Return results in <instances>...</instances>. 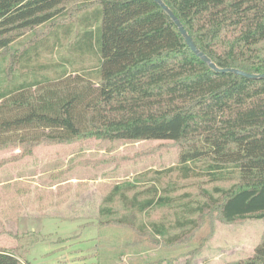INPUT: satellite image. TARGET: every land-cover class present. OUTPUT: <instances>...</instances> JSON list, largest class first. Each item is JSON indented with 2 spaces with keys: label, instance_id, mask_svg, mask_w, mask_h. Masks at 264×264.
<instances>
[{
  "label": "trees",
  "instance_id": "obj_1",
  "mask_svg": "<svg viewBox=\"0 0 264 264\" xmlns=\"http://www.w3.org/2000/svg\"><path fill=\"white\" fill-rule=\"evenodd\" d=\"M69 1L0 0V52L25 32L53 23ZM162 1L217 67L264 74V0ZM93 2L80 20L85 30L71 46L81 63L96 61L93 71L55 78L19 74L0 84V151L32 155L40 145L80 138L177 142L184 179L194 175L192 163L206 164L212 181L238 175L236 185L220 191L225 223L264 220V78L213 70L154 0ZM30 50L17 54L16 65L31 67ZM38 67L33 70H43ZM139 195L123 193L121 200L139 213L166 202ZM135 219L117 222L148 228ZM189 225L197 230L196 220L180 227ZM183 238L175 235L170 244ZM253 259L264 264V237ZM0 264L24 263L16 251L0 250Z\"/></svg>",
  "mask_w": 264,
  "mask_h": 264
},
{
  "label": "rangeland",
  "instance_id": "obj_2",
  "mask_svg": "<svg viewBox=\"0 0 264 264\" xmlns=\"http://www.w3.org/2000/svg\"><path fill=\"white\" fill-rule=\"evenodd\" d=\"M94 4L66 2L53 23L25 32L1 51L0 84L11 76L18 80L19 74L34 78L35 72L42 78L74 70L91 73L96 61L81 63L71 46L85 30L82 15ZM26 50L32 51L29 68L15 62ZM39 65L43 70L34 71ZM180 150L179 143L167 140L80 138L40 145L32 155L21 149L0 151V244L16 251L24 264H261L253 251L264 237V220L227 224L218 208L224 198L220 191L236 185L238 175L212 181L206 164L192 163L194 175L184 179ZM26 182L37 200L19 226L25 217L17 215L14 196L28 193ZM123 193L166 202L139 213L124 206ZM107 208L112 213L102 211ZM125 218L148 228L141 232L117 222ZM188 220L197 221V230L180 227ZM152 223L164 233L154 232ZM178 234L182 241L170 244Z\"/></svg>",
  "mask_w": 264,
  "mask_h": 264
},
{
  "label": "water",
  "instance_id": "obj_3",
  "mask_svg": "<svg viewBox=\"0 0 264 264\" xmlns=\"http://www.w3.org/2000/svg\"><path fill=\"white\" fill-rule=\"evenodd\" d=\"M154 1L156 3H158L163 8L164 11H166L168 13V15L174 21L176 26L179 28V31L181 32V34L184 36V38H185L188 46L191 48V50L196 55H198L205 63H208L213 70H215L218 73H233V74H237V75L249 78V79H262V78H264V74H252V73L244 72L242 70L235 69V68H219V67H217V65L214 62H212V60L204 52H202L198 48V46L194 42L192 36L189 35V33L183 27L181 21L177 18V16L174 14V12L162 0H154Z\"/></svg>",
  "mask_w": 264,
  "mask_h": 264
},
{
  "label": "crops",
  "instance_id": "obj_4",
  "mask_svg": "<svg viewBox=\"0 0 264 264\" xmlns=\"http://www.w3.org/2000/svg\"><path fill=\"white\" fill-rule=\"evenodd\" d=\"M29 184L32 185L31 183L24 184L27 187L26 188L27 190H28V185ZM33 185H36V184H33ZM44 186H45L44 188H46V189L48 187V189L54 190V185H52V184H49V185L48 184H44ZM32 193H33L32 190L31 191L28 190L27 194H25V191H24V193H22L23 195L21 194V196H18V195L14 196L15 197L14 198L15 207H18L17 210H19L17 215H19L20 217L21 216L25 217V218L21 217L20 222H19V226L23 225V223L25 224L26 218H28L27 217L28 211L31 210L32 208H34V204L36 203L37 195H34V193L33 194ZM43 200L45 201L46 199L43 197L41 201H43ZM47 205L48 204L45 201V206H47ZM50 205H51V209H52L53 206H52V204H50ZM58 210H60V209H58ZM67 211H68V209H67ZM62 212H64V211L62 210ZM64 213L65 214H64L63 218H68V212H64ZM18 231L20 232L22 230L19 228ZM8 248H9V246H7V245L4 246V245L0 244V250H5V249H8ZM17 258L19 260H21L19 256H17Z\"/></svg>",
  "mask_w": 264,
  "mask_h": 264
}]
</instances>
